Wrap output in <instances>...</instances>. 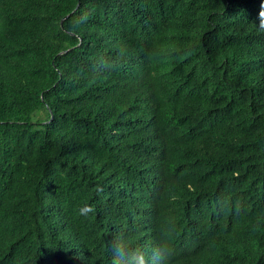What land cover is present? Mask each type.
Wrapping results in <instances>:
<instances>
[{"label":"trees","instance_id":"obj_1","mask_svg":"<svg viewBox=\"0 0 264 264\" xmlns=\"http://www.w3.org/2000/svg\"><path fill=\"white\" fill-rule=\"evenodd\" d=\"M261 4L0 0V264H264Z\"/></svg>","mask_w":264,"mask_h":264},{"label":"clouds","instance_id":"obj_2","mask_svg":"<svg viewBox=\"0 0 264 264\" xmlns=\"http://www.w3.org/2000/svg\"><path fill=\"white\" fill-rule=\"evenodd\" d=\"M258 18L260 27L264 28V0H262ZM228 243L229 238L216 246L225 248ZM105 248L109 256V264H168L172 254L170 240L162 242L149 250H144L134 245L131 242L130 235L126 234V230L120 228H117L106 240ZM210 261L212 264H217L219 258L212 257Z\"/></svg>","mask_w":264,"mask_h":264},{"label":"water","instance_id":"obj_3","mask_svg":"<svg viewBox=\"0 0 264 264\" xmlns=\"http://www.w3.org/2000/svg\"><path fill=\"white\" fill-rule=\"evenodd\" d=\"M79 5V4H78Z\"/></svg>","mask_w":264,"mask_h":264}]
</instances>
